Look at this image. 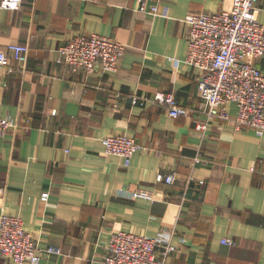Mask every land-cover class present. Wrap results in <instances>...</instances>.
Segmentation results:
<instances>
[{"label":"crops","instance_id":"crops-1","mask_svg":"<svg viewBox=\"0 0 264 264\" xmlns=\"http://www.w3.org/2000/svg\"><path fill=\"white\" fill-rule=\"evenodd\" d=\"M231 2L161 0L156 14L155 0H23L1 10L0 49L21 42L30 51L25 67H0V116L12 123L0 135V185L5 211L40 247L62 248L41 264H101L117 229L157 238L169 264H264V133L220 120L199 129V72L185 62V16ZM257 8L264 24V0ZM92 32L126 44L117 70L57 61L60 45ZM255 62L264 69V56ZM157 91L193 110L171 117L164 105L133 103ZM110 133L143 145L130 167L107 153ZM171 172L174 183L160 178ZM137 187L155 198L129 197ZM0 264L12 263L0 256Z\"/></svg>","mask_w":264,"mask_h":264},{"label":"built area","instance_id":"built-area-1","mask_svg":"<svg viewBox=\"0 0 264 264\" xmlns=\"http://www.w3.org/2000/svg\"><path fill=\"white\" fill-rule=\"evenodd\" d=\"M152 13L159 11L161 0H155ZM258 0H232L229 8L220 11L190 12L184 20L187 25V52L185 62L199 72L200 109L206 122L198 125L207 128L213 120L226 121L237 128H251L258 134L264 133V69L256 59L264 56V24L258 18ZM23 0H0L2 9L16 10ZM10 51V52H8ZM30 48L21 42L9 43L6 50L0 49V67L14 72L20 65L26 66ZM57 61L68 65L73 71L85 70L93 73L114 71L125 54L126 44L111 36L97 32L77 34L58 48ZM12 59L17 60L16 66ZM175 65L179 59L172 58ZM160 104L167 107L171 117L191 112L172 91H157L153 96L133 95V103ZM234 104L236 113L231 112ZM53 114L57 109H53ZM9 116H0V135L11 127ZM107 153L123 159L126 167L143 148L141 142L127 133H110L103 138ZM172 184L176 172L160 175ZM5 187L0 185V256L12 264H41L43 253L62 254L61 247L50 245L42 248L33 232L26 228L23 219L5 211ZM48 192L43 193L47 197ZM131 198L154 199L149 189L137 187L129 191ZM223 243L233 245L229 237ZM159 240L155 237L125 229L112 232L107 253L101 264H169L157 255ZM168 246L167 250L173 249Z\"/></svg>","mask_w":264,"mask_h":264},{"label":"trees","instance_id":"trees-1","mask_svg":"<svg viewBox=\"0 0 264 264\" xmlns=\"http://www.w3.org/2000/svg\"><path fill=\"white\" fill-rule=\"evenodd\" d=\"M179 99V98H178Z\"/></svg>","mask_w":264,"mask_h":264}]
</instances>
